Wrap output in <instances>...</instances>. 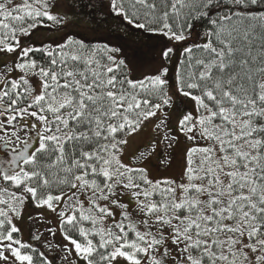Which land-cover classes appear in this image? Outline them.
<instances>
[{
    "label": "snow or ice",
    "instance_id": "6c2138e0",
    "mask_svg": "<svg viewBox=\"0 0 264 264\" xmlns=\"http://www.w3.org/2000/svg\"><path fill=\"white\" fill-rule=\"evenodd\" d=\"M109 16L125 38L174 44L207 27L171 84L166 66L133 78L124 45L77 38ZM0 54L13 57L0 72L3 264H264V0H0ZM177 95L195 105L176 127L186 166L180 181L152 179L157 148L168 166L178 143L165 111ZM158 113L156 138L125 161ZM26 205L55 216L28 218L46 251L22 238Z\"/></svg>",
    "mask_w": 264,
    "mask_h": 264
},
{
    "label": "rangeland",
    "instance_id": "374dc122",
    "mask_svg": "<svg viewBox=\"0 0 264 264\" xmlns=\"http://www.w3.org/2000/svg\"><path fill=\"white\" fill-rule=\"evenodd\" d=\"M16 2L18 3L20 2V0H16ZM64 2L66 3L67 0H64ZM91 2L98 5L100 3V0H91ZM53 11H60V9H54ZM90 11L95 12V11H100V9L99 8L91 9ZM104 11H106V8L104 9ZM101 19H104V17L101 16ZM109 26L111 27V32L108 31ZM96 31H105L115 36H118L126 41L134 43L139 48V57L150 60L154 73L160 70L161 67L163 68L166 66L168 68L167 77L171 78L169 80L171 84L175 83L177 63L183 52V48L191 44H194V43L203 42L202 37H197L186 45H180L176 49V51L173 53L171 58L168 60V62L165 63L161 55L157 51L158 50L157 48L158 40L156 37L146 36L139 31L131 30L130 34L125 38L122 27L118 26V22L115 21L111 16L107 18V21L105 22L104 27L99 28ZM76 32H78V34L85 35V36L93 33L92 30L85 29L83 25H81L80 28L76 29ZM56 35L57 34L47 31L45 29H40L39 31L34 33V36L36 37H42V36L55 37ZM10 58L11 56L0 54V64L5 61H8V59ZM161 60L164 62L165 64L164 66H162ZM194 107L195 105L193 101L177 95V96H173L172 107L165 109V111L168 113V120H169L168 127L170 129H173V134L178 136V143L175 144L173 149L169 150L171 159H170V163L168 166H164L161 164V161L165 157L163 155L162 157L159 156L158 158L157 154L159 152L160 147L157 148L156 152L152 155L151 159L145 165L150 170V177L152 179L171 178V179H176L177 181H180L183 175V172H184V168L186 166V160H185L186 149L190 146V144L185 140V137L183 136V134L176 132V127H177L179 117L183 115L185 112L194 111ZM159 118L160 116L158 113L157 118H153L146 123L144 130L142 132H140L138 135L130 139L127 152L125 154V161L131 160V158L133 157V154L137 153L139 150L141 151L142 149V151H144L149 146V143L152 142L154 138H156V133L154 132V128ZM1 153L2 152H0V155ZM43 212L45 216H47L48 219L53 222L52 226H54L55 225L54 214L48 212L46 209H43ZM25 217H26V213L24 215V218ZM31 225L33 224L29 222V226ZM43 227L45 228V226ZM45 235L47 238L48 237L47 232ZM56 237L59 239V244L65 243L62 237L59 235V233L57 234ZM72 257H74V253L72 254L70 258Z\"/></svg>",
    "mask_w": 264,
    "mask_h": 264
},
{
    "label": "trees",
    "instance_id": "16d2710c",
    "mask_svg": "<svg viewBox=\"0 0 264 264\" xmlns=\"http://www.w3.org/2000/svg\"><path fill=\"white\" fill-rule=\"evenodd\" d=\"M206 27H207V25L203 21L196 23L195 26L193 27V29H191L192 35L188 39V41L187 42L175 43V44H174L173 41H170L167 37H165V36H163L162 34H159V33L142 32L141 30H136L134 28L132 30L139 31V32L143 33L146 36L156 37L157 40H158V47H157L158 50L157 51L161 55V50L163 48H165V47H174V52H175L176 49L180 45H186V44L190 43L191 41H193L195 38L201 37L198 34H202L205 31ZM77 38L78 39H84L86 42H89V43H95L97 40H104V41L111 40L114 44L124 45V50H125V53L127 55V58L131 60L130 67L132 68L133 78H142L146 74H153L154 73L153 69H152V66H151L150 60L140 58L139 57V48L132 42L126 41V40H124V39H122V38H120L118 36H115L113 34L105 32V31H95L92 34L87 35V36L78 34ZM173 53H172V55H173ZM156 57H158V56H156ZM183 58L184 57H183V52H182V54L180 56V59H179V61L177 63V69L180 66L179 62ZM12 59H13V57L8 59V61H10ZM158 60H159V58H158ZM163 61L165 63L168 62V60L166 61L164 59H163ZM163 61L161 60L162 66L165 65ZM159 62H160V60H159ZM3 66H4V62L0 64V72L3 71ZM12 75L13 76L18 75V73H13ZM167 75H168V73H167ZM176 75H177V70H176ZM167 79L170 80L171 78L167 77ZM153 135H155V134H153ZM150 144H151V142L149 143V146H150ZM159 147H160L159 148V152L157 154L158 158H159V156L162 157L164 155V152H165L164 151L165 149H164L163 145H161ZM141 151H142V149H141ZM169 154H170V152H169Z\"/></svg>",
    "mask_w": 264,
    "mask_h": 264
},
{
    "label": "flooded vegetation",
    "instance_id": "af4514ba",
    "mask_svg": "<svg viewBox=\"0 0 264 264\" xmlns=\"http://www.w3.org/2000/svg\"><path fill=\"white\" fill-rule=\"evenodd\" d=\"M1 155H3V153H1ZM24 210H25V212L23 214L25 215V213H26V217L19 224V226L21 228L23 240L26 242L32 243L34 245V247H36L40 251H46V249L43 247L44 241L51 239V237L48 236L46 238V235H45L46 231H45V228L43 226H34V225L29 226V219H28L30 214L35 215L38 213V211H41V210L43 211V209H36L34 207L32 208L31 205H26ZM37 227H39V231L41 233H43V236L40 240L32 239V235L37 231ZM53 243L59 244V239L56 237L55 240L53 241ZM48 255H49V258H51L53 255H55V253L49 252ZM0 264H3V261H0ZM56 264H61V261L59 258H57Z\"/></svg>",
    "mask_w": 264,
    "mask_h": 264
}]
</instances>
